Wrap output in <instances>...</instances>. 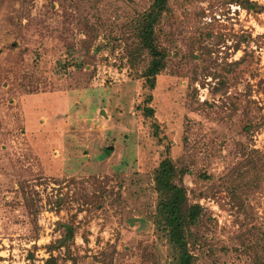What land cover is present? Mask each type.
Wrapping results in <instances>:
<instances>
[{"label":"rangeland","instance_id":"obj_1","mask_svg":"<svg viewBox=\"0 0 264 264\" xmlns=\"http://www.w3.org/2000/svg\"><path fill=\"white\" fill-rule=\"evenodd\" d=\"M147 6L0 0V264H176L148 220L164 159L203 208L194 264L262 253L264 0H169L172 70L144 84L88 28Z\"/></svg>","mask_w":264,"mask_h":264},{"label":"trees","instance_id":"obj_2","mask_svg":"<svg viewBox=\"0 0 264 264\" xmlns=\"http://www.w3.org/2000/svg\"><path fill=\"white\" fill-rule=\"evenodd\" d=\"M261 8L248 5L246 9ZM169 12V0H148V6L134 16L126 25V33H113L111 27L91 26L89 31L94 35L103 30L111 47L125 46L121 60L132 70V77L144 84L154 82L163 73H170L171 60L169 50L161 40L163 17ZM116 24L117 29L122 24ZM109 146L105 153L110 154ZM106 155V156H107ZM187 171L178 167L172 159H164L153 174V185L156 194V205L153 214L149 215L157 232L162 233L176 251V264H194L195 257L191 249L198 242L197 229L203 225V208L199 204H189L183 177ZM70 232L65 234V239ZM63 246V242L58 247ZM255 264H264V246L262 253L255 256Z\"/></svg>","mask_w":264,"mask_h":264}]
</instances>
